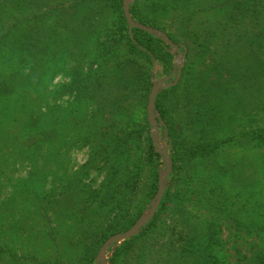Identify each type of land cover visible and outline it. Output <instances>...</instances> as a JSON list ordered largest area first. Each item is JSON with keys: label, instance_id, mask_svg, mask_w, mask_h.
<instances>
[{"label": "trees", "instance_id": "1", "mask_svg": "<svg viewBox=\"0 0 264 264\" xmlns=\"http://www.w3.org/2000/svg\"><path fill=\"white\" fill-rule=\"evenodd\" d=\"M121 5V0H0V65L5 67L4 71L0 68V115L6 112L9 97L18 89L16 80L26 85V127L21 125L17 130L26 129V165L32 166L34 176L39 177L40 169L54 159L47 158L52 147L46 143L56 138L60 108L53 104L48 113L38 112L35 103L28 102L27 94L31 87L42 91L41 85L50 78L49 73L63 69L61 58L69 60L68 93L74 94L77 101L94 103L96 115L101 117L132 115L130 111L139 106L127 101L135 86H140L147 99L151 88L148 67L153 58L165 61L164 75L171 72L172 56L160 40L139 30H132L133 39L130 38ZM108 8L111 15L106 16ZM130 14L137 22L163 30L173 43L181 45L186 63L178 84L162 91L155 100L164 123L161 128L167 129L172 143L173 170L168 187L153 219L116 251L111 264H223L217 255L221 243L219 221L190 216L179 203L184 196L182 187L190 179L187 165L195 159L206 164L214 209L230 211L224 203L228 195L224 183L235 191L236 201L244 196L243 203L231 212L235 214H228L236 228H246L253 237V252L249 256L239 252V256L246 264H264V153L259 162L250 164L243 160H216L225 146L264 150V0H136L130 6ZM97 15L105 16L99 20ZM46 22H50L49 27ZM61 47L64 49L60 52ZM6 53L11 56L8 61L2 59ZM90 55L95 59L87 60ZM97 60L100 63L94 70ZM20 64L26 66V71ZM237 85L246 86L249 106L245 109L243 100L237 99L233 114L232 107L223 104L222 95L220 98L217 94ZM208 90L215 92L210 98L205 94ZM53 94L60 97V89L55 88ZM139 110L142 116L138 117V130L134 131L132 123L136 122L129 117L119 132L121 137L113 140L112 151L121 143L127 146L118 158H109L107 151V144L112 143L111 133H101L106 142L102 146L106 160L100 169L105 170V176L96 198L89 196L101 197L98 208L103 211L106 230L93 235L89 223L78 235V242L71 243L73 248H83L78 258L67 260L59 256L62 230L65 231L58 222L65 217L61 206L65 205L67 214L72 213L75 205L82 203L84 184L70 180L63 191L64 199L57 198L56 190L40 196L26 187V203L41 229L40 245H49L52 256L40 260L34 251L18 253L0 244V264H94L100 246L134 224L138 215L133 220L125 218L134 205V184L144 161L160 159L153 152L151 141L141 153L140 138L144 127H148L145 103ZM237 115H247L249 124L238 122ZM133 145L141 155L131 156ZM93 163L89 160L78 173ZM153 177L151 194L157 189V174ZM217 190L223 199L215 194ZM87 210L88 207L79 212L86 216ZM89 237L94 240L88 242ZM119 257L122 260L116 261Z\"/></svg>", "mask_w": 264, "mask_h": 264}, {"label": "rangeland", "instance_id": "2", "mask_svg": "<svg viewBox=\"0 0 264 264\" xmlns=\"http://www.w3.org/2000/svg\"><path fill=\"white\" fill-rule=\"evenodd\" d=\"M59 1L62 0H57V2ZM135 1L136 0H134V2ZM110 12L111 10L108 8L107 13L105 11L106 16L109 14L111 15ZM104 16L105 15H97V18L101 20L104 18ZM46 26L49 27L50 22H46ZM160 31L168 36L163 30ZM175 45L178 47L180 55H184V53L181 51V45ZM140 48L144 51L142 47ZM61 49L63 50L64 47L59 48L60 52ZM167 52L170 56H172L169 53L168 48ZM90 56L86 59H95L94 55L91 57ZM10 57V54L6 53L3 55L2 59L8 61L10 60ZM19 61L20 60H18V63ZM65 62H68L66 66ZM175 62L176 59L174 56H172V70L167 75H164L165 61L160 62L159 60L153 58L151 60V66L149 67L145 63L146 68H149L148 72L150 74L151 88L154 82H159L170 77V79L165 82L167 83L174 79L175 75L172 74L174 71ZM221 62H225V60L221 58ZM98 63H100L99 60H97V63L94 61L92 67L94 70L99 66ZM185 63L186 57L184 58V65ZM60 64L64 66H61L63 69L59 70L58 72L54 70L52 73H49L51 74L50 78L46 79L41 85L43 86L42 91H39V88H35L36 90H34L31 87L30 89L32 90L29 89L27 94L28 102H34L35 109L38 112L45 114L48 113L52 109L53 104L58 105L60 108V120L56 127V138L50 143H46L52 147V154L50 158V154H47V158L50 160L51 158L54 159L46 163L40 169L39 177L34 176V173L32 172V166H30V164L26 165V129L22 132L17 130L18 128H21V125L26 127L27 116L26 108H24V106L26 107V85H22L18 80H16L18 89L14 95L9 97L10 100L8 102H10V106H8L6 112H4L3 115H0V244L9 246L18 253L34 251L40 260H46L48 257H51L53 250L49 248V245H40L41 229L36 225V218L33 216V211L30 210L29 203H26V187L34 189V191L40 196H44L51 190H56L57 198H63L65 197L64 194H66L63 191L67 189L66 185L70 180L76 179L77 181H80L81 185L84 184L83 192L80 193L82 196V203L76 204V208L70 214H67V212L63 210L65 205L62 204V214L65 217H62L58 220V222L62 223V226L65 228V231L62 230V235L59 234L62 238V244L59 248L58 255L64 257L67 260H74L75 258L77 259L78 254H80L83 248L82 246L73 248L71 243L72 241L78 242V235L81 236L80 234L85 230L86 226L90 223L88 229L93 235L96 233H102L104 230H106V222L102 216L103 211L98 208V205L101 203V197L94 199L96 198L95 194L100 192V189L102 188L101 184L105 176V170L100 169L102 162L106 160V158L103 157L105 156L103 152L105 149L102 150V146H104L106 142H103L101 133H111L109 137L112 139L109 140L112 141V143L110 146L107 144V151L109 153V158H118L117 155L124 153L127 150V146H125L124 143H121L120 146L115 149V151H112L114 149L113 147H115L113 145V140L115 139L118 141V139L121 137L119 132L123 130V124L127 122L128 119L130 120L132 118L133 121L136 122L132 123V125L135 126L134 131L138 130L140 126L137 122L138 117L142 116L139 107L143 103H145V105L147 104V99H144V92L141 91L140 86H135L133 88V94L127 103L132 102L134 105H138L139 107L138 109H132L130 111L133 113L129 116L131 118L127 117L126 114L116 115L113 117L107 115H104L103 117L97 116L94 103H83L81 101H77L74 97V94L68 93L67 85L71 79L70 71L67 70L69 67L68 58H61ZM20 66L22 67L23 71H26V66L24 64H20ZM0 68L2 71L5 70V67L2 65H0ZM55 88L60 89V97H54L53 92ZM205 94L209 95L208 98H210L215 94V92L208 90L205 92ZM223 94L229 95L228 98H224ZM217 95L220 98L222 95V103L228 105L227 107H232V110H234L233 108H237L234 103L240 98L243 100L242 106L245 109L249 106V101L246 98V86H229L226 90H221ZM134 113H137V115ZM158 114L160 116L159 112ZM233 114H236L235 110ZM237 116L235 118H240L238 122L241 121L245 126L249 124L250 118H247V115H241L240 117ZM157 122L160 124L159 121ZM137 124L138 127H136ZM142 127H144L143 124ZM144 128L145 130L143 136L145 138L143 136L140 138V140L143 141L140 142L142 144L141 153L144 147H148L147 145L149 141H151L152 137V129L149 126ZM158 139L159 143L167 148V152L171 161V175L173 170L172 143L168 137V132L166 134L165 130H163L161 126L159 127ZM130 150L132 152L131 156L141 155L140 150H138L135 145H133ZM21 151H24L23 154H21ZM153 152L157 154L154 151V148ZM263 153L264 150L250 151L230 145L225 146L222 148V150H220L219 154L217 155L218 157L216 156V160L219 163H232L237 160H243L246 164H250L257 161L259 162V160L262 159L261 157ZM89 160H93L94 163L90 165L89 168H86L83 172L78 173L80 168L85 166ZM162 160L163 159L160 157V159L155 158L151 161L147 159L146 162H143L145 165L143 166L141 175L138 179V182L134 184V205L125 218L133 220L136 215H138L136 219L137 221L144 211L149 209L150 203L156 194V192L151 194L150 191L151 181L154 178L153 176L156 173L158 181L159 172L165 170ZM203 164L204 163H200V159H195L192 164L187 165L188 176H190V179H188V182H185L184 187H182L184 196L182 200L179 201V203L185 207L190 216L197 218L201 217L206 220L216 219L219 221V224H221V243L218 245L217 255L220 261H223V264H246V261L239 256V252L242 254L241 256H246L253 252L252 234L249 233L246 228H241L238 226L236 228L233 220L229 217L230 214L234 215L235 213L231 212L235 211L236 208H238L243 203L244 196L241 195L242 200L236 201V198L233 197L235 191L230 188L229 184L224 183L223 185L225 191L228 193V198L227 196L225 198L223 197L224 203L227 204L230 211H218L214 209L212 207L213 201L210 200V185L208 183L207 177L208 170L206 169V164ZM248 173L252 174V170L248 169ZM258 173L260 172L258 171ZM263 176L264 173L262 170V177ZM169 177L167 179V187ZM226 180L230 181L229 178ZM58 193L61 195L58 196ZM218 193L219 190H217L215 194H217L219 199H223ZM89 195H92L94 198L92 196L90 197ZM87 207L88 210L86 211V216H82L83 213L79 212V210L86 209ZM241 215H246V213L242 212ZM95 221L97 222L95 223ZM99 222L102 224L100 225ZM89 238L90 240H88V242H92L94 240L92 237ZM126 241L116 246L113 252L109 251L106 254V259L109 264L112 263V258L114 257L116 251ZM66 244L70 245L67 246ZM118 260L121 261L122 257L117 258L116 261ZM127 260H129V258H127Z\"/></svg>", "mask_w": 264, "mask_h": 264}, {"label": "water", "instance_id": "3", "mask_svg": "<svg viewBox=\"0 0 264 264\" xmlns=\"http://www.w3.org/2000/svg\"><path fill=\"white\" fill-rule=\"evenodd\" d=\"M121 3L123 16L128 26L130 38L133 39L131 35L132 30H139L147 33L149 36L154 37L157 40H160L169 49V53L176 59L174 71L172 74L175 76L172 81L167 83L165 82L168 81L170 77L165 78L164 80H161L159 82H154L147 97L146 118L148 126L152 129L151 143L154 148V151L157 153V155H159V157L163 159L162 162L165 166V170L160 171L158 175L156 194L152 202L150 203L149 209L144 211V213L138 218V220L133 224L131 228H129L123 233H118L110 236L103 243V245L99 248L95 256V264H109L106 259V254L109 251L113 252L115 247L121 244L122 242L140 234L143 228L153 219L160 206L161 200L167 188V179L171 172V161L167 152V148L159 143V127L164 126V123L161 121V118L156 110L155 100L160 92L165 89L174 87L178 84L182 75V68L184 65L185 58V53L181 56L178 47L163 32L158 29L138 23L132 18L130 14V6L134 3V0H122ZM157 121H159L160 124H158ZM165 133L167 134V129H165Z\"/></svg>", "mask_w": 264, "mask_h": 264}]
</instances>
